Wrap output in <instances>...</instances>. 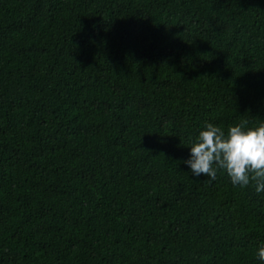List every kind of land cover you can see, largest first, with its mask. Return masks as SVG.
Returning <instances> with one entry per match:
<instances>
[{"label": "trees", "instance_id": "16d2710c", "mask_svg": "<svg viewBox=\"0 0 264 264\" xmlns=\"http://www.w3.org/2000/svg\"><path fill=\"white\" fill-rule=\"evenodd\" d=\"M264 122V0H0V264H264V192L180 163Z\"/></svg>", "mask_w": 264, "mask_h": 264}, {"label": "clouds", "instance_id": "9594fccd", "mask_svg": "<svg viewBox=\"0 0 264 264\" xmlns=\"http://www.w3.org/2000/svg\"><path fill=\"white\" fill-rule=\"evenodd\" d=\"M189 158L180 162L189 166L195 177L215 181L218 172L225 173L234 187L253 185L256 193L264 192V122L249 126L244 120L227 129L205 122L195 136H190ZM264 261V242L256 249Z\"/></svg>", "mask_w": 264, "mask_h": 264}]
</instances>
